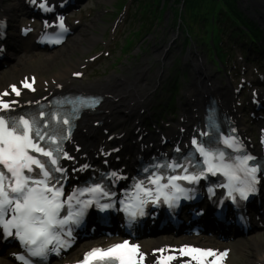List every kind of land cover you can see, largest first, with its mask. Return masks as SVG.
<instances>
[{"label":"bare ground","instance_id":"obj_1","mask_svg":"<svg viewBox=\"0 0 264 264\" xmlns=\"http://www.w3.org/2000/svg\"><path fill=\"white\" fill-rule=\"evenodd\" d=\"M254 5H256V7L259 9V13L256 15V17L263 22L264 24V0H261L260 3L258 2H253ZM21 7V3L17 4L13 11H18ZM84 37H78L77 39H74L72 41V45L73 48L75 50V48L77 49L78 47L81 46L82 44V39ZM88 46H90V44L87 45V47L85 49L88 48ZM25 57L23 59H21L19 62L21 64L26 65L27 63L25 62ZM58 57H54V56H49L46 57L44 62V67L47 68L48 70L51 69V67L53 66H58ZM24 65L22 66H18L16 67L13 71H11L8 74V80L9 82H13V80L18 79L17 77L24 75L25 73V69H24ZM71 70V69H68ZM67 70V71H68ZM197 75V74H196ZM51 77L59 79L60 81V85L62 84V86L64 88H66V90H75V91H79V90H83V91H90V92H103L104 94H108V95H113L115 98H117V102L116 103H110V102H106L103 104L102 107H100L99 110L103 109V111L95 116V120L102 122V130L104 131H108V135H121L122 133H124L125 131V127L122 126V124H119V121H123V125L125 124L124 122H126V119L122 117V112H129V115L127 116L129 119H131V123L134 124L135 121L138 120L139 116H136V113H134L133 111H139L142 109V107L145 105L146 102V96H147V89L144 90L145 87H147V82H146V76H145V72L144 70L141 72H138L135 75V78L132 79V83L127 84L125 83H119L116 81H113V78H109L107 79L103 84H98V83H94V84H74L73 82H71L68 77L66 76V71H59L57 73H54ZM213 77L211 76L210 73H205V76H196L195 78V83L193 84V88L195 90L192 91H197L199 90V92L202 91H207L206 84L211 82V89H213V93L215 95H220L223 97L224 101H227L230 98V93H229V88L224 87L223 85H221L220 83H217L215 81H212ZM6 81V82H7ZM142 82V83H141ZM204 83L205 86H202V83ZM141 83V84H140ZM155 86H150V89H153ZM149 89V90H150ZM130 97V98H129ZM149 99V97H148ZM126 103V104H125ZM125 104V105H124ZM133 104L132 106H129ZM124 105V106H123ZM228 106V105H226ZM137 109V110H136ZM116 111V112H115ZM112 112L111 117L110 114ZM116 115H119L120 118H118ZM124 115V114H123ZM132 115V116H131ZM126 117V118H127ZM108 119H111L110 124H108ZM191 118H186L184 120V122H182L183 124H188L191 120H189ZM119 124V125H118ZM180 125V123L178 124ZM80 128L82 130L85 131V133H89L93 134L95 137V140L97 141L96 144H92L93 146H101L104 145V142L106 140V137L108 135H104V133L101 135V133L99 134H94V132H92L93 128L91 127V122L90 120L85 119L82 124L80 125ZM124 142V139H120L118 142L121 143ZM78 142L81 143L82 146L90 144L91 141L89 142L88 140H85L84 137H79L78 138ZM237 246H240L239 244ZM250 247L252 248V250H254L256 259H253L251 261V263H253L256 260H262L264 258V242H259L256 243L254 241L250 242ZM259 250V251H258ZM3 264H5V262H3Z\"/></svg>","mask_w":264,"mask_h":264},{"label":"rangeland","instance_id":"obj_2","mask_svg":"<svg viewBox=\"0 0 264 264\" xmlns=\"http://www.w3.org/2000/svg\"><path fill=\"white\" fill-rule=\"evenodd\" d=\"M114 2H115V0H97V3L95 5V2L91 1L89 6L93 7V9H94L93 15L90 19H87L83 22V25L79 31V34L83 30H86V29H87L86 30L87 31L86 37L88 36V38L90 36H93V35H101L102 33H104L105 28L107 27V23H109L110 20H108V18L103 15L104 14L103 9L106 8L105 6L111 7V5ZM170 19H171L170 12H166V14L164 15L163 22L157 27V29L155 30V33L152 35H149L147 38H145L142 41V42H144V46H143V50H142L143 52L139 53L137 51V48L139 47V45H136V48L134 49V51L132 53L131 59L127 63H125V61H123L121 63V65L119 67H115V69H117V71L119 73L124 74V75L126 74V72H125V66L126 65L131 66L132 69L133 68L140 69V68H142V64H145V63H148L150 66L153 65V69L150 71V75L154 71L159 69L160 66L158 63H152L153 55L151 53L154 51L155 47H158V48H156V50H159V49L163 50L164 47L166 46V44L172 39V35H174V33H173L172 28L169 25ZM93 24H95V25H93ZM90 25H92V27H90ZM83 28H85V29H83ZM154 37H156V39H154ZM180 42H181V39L179 36V39L177 38V40H176V44L173 45L171 47V49L169 50V52H171V55L167 57V60L169 61V63H171V61H173V59L178 57V56L181 57V59L183 57H185L184 56L185 54L181 55ZM83 45H86V43H83ZM194 47H196L195 52L203 57V55L201 54L200 46H194ZM69 48H70V46L65 48V50H63V52L69 51L70 50ZM55 53L61 54L62 51H57ZM177 54H179V55L176 56ZM51 55H53V54H51ZM83 56L86 57V54L81 55L80 51H74V53H72L68 58L73 59V58L79 57L80 59H82ZM29 64H28V66H30L29 71H33L36 68V65L35 64L31 65V63H29ZM58 65H59L58 68H60L61 66H64V63L60 62V64H58ZM105 67H106V70H105L106 74L103 73V75H102V69H104ZM55 68L49 69L47 74H49L53 71H56L57 68L56 69ZM112 68L113 67H111V63H107L104 61L100 62L97 66L92 65L89 67V72L86 75V79L89 82L96 81V79L104 80L106 77H109V76L116 74ZM164 79H168L167 71L164 72V77L162 78L163 82L161 83V86L158 88V90L154 94L153 100H155L156 102H159V100H161V98H163L161 96V92H159V91H161L160 89L165 84ZM253 256H254V253L251 251L250 247L245 248L244 251L241 253H236L233 251L231 263L232 264H250ZM246 260H247V262H245Z\"/></svg>","mask_w":264,"mask_h":264},{"label":"trees","instance_id":"obj_3","mask_svg":"<svg viewBox=\"0 0 264 264\" xmlns=\"http://www.w3.org/2000/svg\"><path fill=\"white\" fill-rule=\"evenodd\" d=\"M195 1H196V2H197V1L201 2V1H203V0H195ZM214 1H215V0H210L211 3H214ZM222 1H225V0H222ZM188 3H189V5H188L187 9H188V11H191V7H194V5L191 3V0H188ZM194 8H195V7H194Z\"/></svg>","mask_w":264,"mask_h":264}]
</instances>
